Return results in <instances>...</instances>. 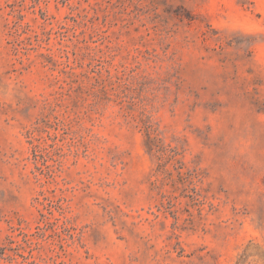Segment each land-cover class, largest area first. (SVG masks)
I'll use <instances>...</instances> for the list:
<instances>
[{"label": "rangeland", "instance_id": "1", "mask_svg": "<svg viewBox=\"0 0 264 264\" xmlns=\"http://www.w3.org/2000/svg\"><path fill=\"white\" fill-rule=\"evenodd\" d=\"M0 264H264V0H0Z\"/></svg>", "mask_w": 264, "mask_h": 264}]
</instances>
